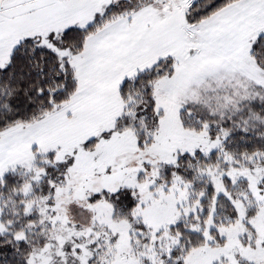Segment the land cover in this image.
Wrapping results in <instances>:
<instances>
[{
    "label": "snow or ice",
    "instance_id": "obj_1",
    "mask_svg": "<svg viewBox=\"0 0 264 264\" xmlns=\"http://www.w3.org/2000/svg\"><path fill=\"white\" fill-rule=\"evenodd\" d=\"M0 264H264V0H0Z\"/></svg>",
    "mask_w": 264,
    "mask_h": 264
}]
</instances>
